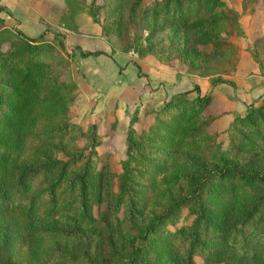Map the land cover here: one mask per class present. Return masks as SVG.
<instances>
[{
    "label": "rangeland",
    "instance_id": "obj_1",
    "mask_svg": "<svg viewBox=\"0 0 264 264\" xmlns=\"http://www.w3.org/2000/svg\"><path fill=\"white\" fill-rule=\"evenodd\" d=\"M5 2L49 32L24 47L13 31L16 18L7 12L0 25L11 30L0 40V56L9 51L16 58L14 67L4 59L0 76L11 80L10 69L31 56L39 63L34 88L43 95L66 89L68 118L83 131L95 125L91 174L100 183L90 209L93 221L83 228L90 232L89 255L98 263L126 259L131 225L145 224L168 200L191 192L185 175L225 166L264 170V0ZM81 50H100L115 62V68L104 64L107 81L85 75L93 62L80 61L79 72L73 57ZM2 98L9 100L7 91ZM128 126L136 140L131 158ZM85 142L80 137L78 144ZM127 178L140 195L138 215L128 214L123 202L114 207L118 185ZM251 197L230 205L206 198L203 250L209 255L193 253L189 260L186 230L194 214L192 205H181L153 233L157 249L145 251V264H264V246L255 235L249 236V250L237 251L227 242ZM33 224V217L2 215L0 256L9 264H86L50 251L81 248V239H43L28 232Z\"/></svg>",
    "mask_w": 264,
    "mask_h": 264
},
{
    "label": "trees",
    "instance_id": "obj_2",
    "mask_svg": "<svg viewBox=\"0 0 264 264\" xmlns=\"http://www.w3.org/2000/svg\"><path fill=\"white\" fill-rule=\"evenodd\" d=\"M3 21L4 18L0 17V23ZM14 29V33L24 41V47L49 32L45 28L36 37L26 38ZM10 30L0 25V40ZM98 53L102 51H80L81 56ZM10 55L9 51L1 54L0 74L4 72V59L12 60L10 67L15 66L16 57L11 58ZM36 64L39 66L28 56L22 66L10 69L11 80L0 76V219L4 214L33 217L34 224L28 232L40 238L81 239L82 247L78 249L59 246L50 249L64 260H82L86 264H145V251L157 249V239L153 238L157 227L181 205L190 204L194 217L186 230L189 238L185 246V260H189L193 253L209 255L203 250L206 248L204 237H208L204 232L206 198L230 205L240 197L252 196L248 207L228 230L227 242L237 251L249 250L251 234L264 246V170L237 171L225 166L223 170L210 169L198 175H185V183L191 185V192L168 200L158 215L145 224L131 225L132 233L127 236L131 250L125 260L106 263L94 260L89 255L90 232L83 226L93 221L90 209L98 197L100 183L98 175L91 174V155L96 143L95 125L91 124L83 131L68 118L65 113L66 89L61 92L52 90L43 95L38 88H34L36 84L31 78L37 76ZM192 89L197 91V86ZM6 91L10 95L8 101L2 98ZM195 97L198 100L203 98L197 94ZM179 99H173L170 105L175 106ZM180 114L177 112V115ZM39 124L42 128L38 127ZM133 135L132 127L128 126L125 140L130 158L129 151L136 143ZM80 137L85 138L84 145L78 144ZM128 179L119 183L114 207L123 202L128 214L138 215L141 211L140 195L135 194ZM180 230L177 228L175 231ZM262 253L264 256V251ZM0 264L9 262L0 256Z\"/></svg>",
    "mask_w": 264,
    "mask_h": 264
},
{
    "label": "crops",
    "instance_id": "obj_3",
    "mask_svg": "<svg viewBox=\"0 0 264 264\" xmlns=\"http://www.w3.org/2000/svg\"><path fill=\"white\" fill-rule=\"evenodd\" d=\"M0 5L3 6V8L0 9V17L6 20V17H9L7 12L12 13L10 17L12 19L16 18V24L14 25V28L21 30L26 36L31 37L34 34H38L39 32L43 30V26H42L43 24L37 21V18H34L33 16H31V14H29L27 17L25 16V17L20 18V16H17L16 14L12 12L10 7L6 4L5 0H0ZM73 58L75 60V63L77 65L79 72H80V61H83V62L87 61L89 62V64L93 62V70H91V73H89V71L85 73L84 70L82 72H84L85 75L87 76L90 75V76H93L94 79H98L100 83H104L105 81H107L104 64L107 65L108 67H112V68L116 67L115 62L111 60V58L108 59V58H105L104 56L102 58L101 54L92 55V56L90 55L79 56L77 54L76 57L74 56ZM177 85H179V82L177 83Z\"/></svg>",
    "mask_w": 264,
    "mask_h": 264
}]
</instances>
